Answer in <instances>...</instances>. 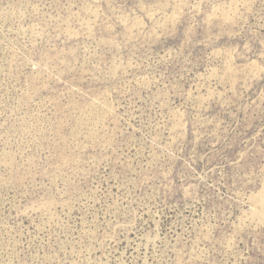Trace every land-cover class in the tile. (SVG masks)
I'll return each mask as SVG.
<instances>
[{
    "label": "rangeland",
    "instance_id": "obj_1",
    "mask_svg": "<svg viewBox=\"0 0 264 264\" xmlns=\"http://www.w3.org/2000/svg\"><path fill=\"white\" fill-rule=\"evenodd\" d=\"M0 264H264V0H0Z\"/></svg>",
    "mask_w": 264,
    "mask_h": 264
}]
</instances>
